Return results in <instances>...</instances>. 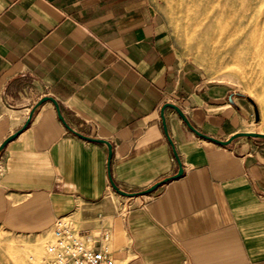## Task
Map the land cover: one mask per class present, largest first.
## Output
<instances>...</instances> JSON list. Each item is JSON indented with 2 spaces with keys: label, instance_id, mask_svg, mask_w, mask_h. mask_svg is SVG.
Returning <instances> with one entry per match:
<instances>
[{
  "label": "crops",
  "instance_id": "obj_1",
  "mask_svg": "<svg viewBox=\"0 0 264 264\" xmlns=\"http://www.w3.org/2000/svg\"><path fill=\"white\" fill-rule=\"evenodd\" d=\"M234 91L183 56L153 0H0V141L52 96L72 128L111 143L124 190L176 170L165 101L217 138L255 130L253 104L231 103ZM164 116L183 173L128 197L108 183L105 145L71 134L41 103L0 153V230L45 236L62 217L106 232L114 264H264V139L219 145L172 108Z\"/></svg>",
  "mask_w": 264,
  "mask_h": 264
},
{
  "label": "rangeland",
  "instance_id": "obj_2",
  "mask_svg": "<svg viewBox=\"0 0 264 264\" xmlns=\"http://www.w3.org/2000/svg\"><path fill=\"white\" fill-rule=\"evenodd\" d=\"M153 1L184 57L209 76L228 78L253 100L259 117L252 125L260 129L264 125V0ZM237 34L244 42L229 39ZM228 39L231 45L226 47ZM50 237L51 232L28 237L0 230V264H39Z\"/></svg>",
  "mask_w": 264,
  "mask_h": 264
},
{
  "label": "water",
  "instance_id": "obj_3",
  "mask_svg": "<svg viewBox=\"0 0 264 264\" xmlns=\"http://www.w3.org/2000/svg\"><path fill=\"white\" fill-rule=\"evenodd\" d=\"M235 95H239V96H245L248 100H250V102L253 104V113H254V119L255 121L258 120V111L257 108L253 102V100L248 97L247 95H245L242 92H238V91H234V92H230L228 94V99L231 103L234 104L233 102V96ZM44 101H50L55 109L56 112V116L59 119V121L63 124V126L73 135L87 140V141H91V142H98V143H102L105 145L106 147V158H105V167H106V174H107V179H108V183L110 185V187L117 192L120 195L123 196H137V195H143V194H147L151 191H153L155 188H157L159 185L179 177L182 173H183V167L179 158V155L175 149L174 143L169 135L168 129H167V125H166V121H165V116H164V109L166 107H170L172 108L177 115L181 118V120L184 122V124L186 125V127L192 131L195 135L209 140L213 143L219 144V145H228L230 144L234 139L239 138V137H254V138H261L264 139V132L263 131H259V130H241V131H235L233 133H231L229 136H227L226 138H217L215 136L212 135H208L205 134L203 132H201L200 130H198L197 128H195L191 122L189 121L188 117L184 114V112L174 103L169 102V101H165L161 104L160 108H159V117H160V121H161V126H162V131L163 134L171 148V153L172 156L176 162V170L175 172H173L172 174L163 176L157 180H155L154 182H152L150 185L141 188L139 190H134V191H127L124 190L122 188H120L117 184H115V182L113 181L112 177H111V173H110V160H111V155H112V146L111 143L109 141H107L106 139L103 138H97V137H91V136H87L84 135L82 133H80L79 131L75 130L74 128H72L63 118L61 112H60V108H59V104L58 102L49 95H42L40 96L36 102L29 108L27 115L24 119V121L22 122V124L16 128L15 130H13L12 132H10L9 134H7L1 141H0V153L3 150V148L6 146V144L11 141L12 139H14L20 132H22L28 125L31 116L33 115V113L38 109V107L41 105V103H43Z\"/></svg>",
  "mask_w": 264,
  "mask_h": 264
},
{
  "label": "built area",
  "instance_id": "obj_4",
  "mask_svg": "<svg viewBox=\"0 0 264 264\" xmlns=\"http://www.w3.org/2000/svg\"><path fill=\"white\" fill-rule=\"evenodd\" d=\"M50 232L39 264H114L106 232H80L62 217L54 220Z\"/></svg>",
  "mask_w": 264,
  "mask_h": 264
},
{
  "label": "bare ground",
  "instance_id": "obj_5",
  "mask_svg": "<svg viewBox=\"0 0 264 264\" xmlns=\"http://www.w3.org/2000/svg\"><path fill=\"white\" fill-rule=\"evenodd\" d=\"M260 9H262V8H260ZM240 37H241V35L240 34H237V35H235V36H233L232 38H229V39H231L232 41H234V42H237L238 40L240 41V42H244V38H241L240 39ZM227 40V42L224 44V46H226V47H229V45H231L230 44V42H231V40ZM235 44V43H234ZM264 128V125H261L260 126V129L262 130Z\"/></svg>",
  "mask_w": 264,
  "mask_h": 264
}]
</instances>
